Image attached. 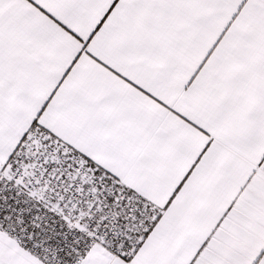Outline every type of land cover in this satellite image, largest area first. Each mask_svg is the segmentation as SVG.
Returning a JSON list of instances; mask_svg holds the SVG:
<instances>
[{"label":"snow or ice","instance_id":"snow-or-ice-1","mask_svg":"<svg viewBox=\"0 0 264 264\" xmlns=\"http://www.w3.org/2000/svg\"><path fill=\"white\" fill-rule=\"evenodd\" d=\"M0 264H264V0H0Z\"/></svg>","mask_w":264,"mask_h":264}]
</instances>
